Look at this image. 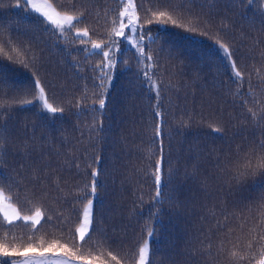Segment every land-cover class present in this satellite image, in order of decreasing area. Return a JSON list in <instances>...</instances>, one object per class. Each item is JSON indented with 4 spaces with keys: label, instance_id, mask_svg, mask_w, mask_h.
Segmentation results:
<instances>
[{
    "label": "trees",
    "instance_id": "16d2710c",
    "mask_svg": "<svg viewBox=\"0 0 264 264\" xmlns=\"http://www.w3.org/2000/svg\"><path fill=\"white\" fill-rule=\"evenodd\" d=\"M47 2L79 17L77 29H87L92 41L105 46L113 19L123 11L121 0ZM134 5L145 32L158 37L153 42L145 35L141 43L145 56L150 52L153 58L159 102L136 49L123 37L115 38L119 51L110 55L116 64L101 87L104 57L92 52L87 38L82 44L75 30L61 34L23 7V0H0V188L22 215L32 214L33 205L45 212L35 228L20 221L8 225L0 214V244L23 249L31 242L37 248L31 254L56 240L48 252L67 244L84 261L134 264L147 240L148 264H234L233 250L245 257L239 264H258L264 188L257 184L264 175L235 177L245 154L253 165L264 155L257 150L264 140V0H134ZM159 12L177 24H159L153 15ZM217 41L228 45L242 80L232 75ZM36 79L48 102L63 112L25 103L34 101ZM157 103L164 122L159 139ZM217 126L221 133L213 131ZM157 160L163 204L153 200ZM169 164L171 183L163 186ZM93 169L94 194L86 187ZM88 200L92 239L80 246L75 229Z\"/></svg>",
    "mask_w": 264,
    "mask_h": 264
},
{
    "label": "snow or ice",
    "instance_id": "6c2138e0",
    "mask_svg": "<svg viewBox=\"0 0 264 264\" xmlns=\"http://www.w3.org/2000/svg\"><path fill=\"white\" fill-rule=\"evenodd\" d=\"M249 4L253 3L254 0H248ZM121 3L123 5V11H121L117 18L113 19L112 24L113 27L111 28L109 34H108V43L105 46L101 42L92 41L91 37L89 36L88 30H79L77 29V23L79 22V17L74 15H69L67 13H61L56 11L53 8V5L51 3H48L47 0H23V7H25L28 11H35L40 16H42L45 19V22L48 24H51L54 26L56 30H59V32L62 34L66 30H75L76 37L80 39V42L86 43L87 41L84 38H87L88 41L91 42V49L92 52L98 53L101 56L104 57L103 67L100 69L102 72L101 77V87L104 86L107 78L108 81L111 79L110 69H113L116 64V60L113 55H110V53H116L119 51V43L120 41L115 39L116 37H123L124 40L128 41L135 49H136V55L138 58V62L142 65V74L146 81V84L149 86L150 90L154 91L155 93V99L157 102L160 100V87L154 80L152 76V56L149 52L147 56H145L144 46L141 43L145 39V35L148 36V39L151 41H155L158 39V37H153L150 34V30L146 33L143 27V24L139 23V16L136 14V12L133 10L134 0H121ZM17 6H20L19 4ZM83 15V13H81ZM157 17V22L161 25H164L168 23V21H171L173 25L177 24V21L172 18L171 15H169L167 12H159L158 14H153ZM264 15V13H262ZM166 19H161L165 18ZM126 18V22H125ZM74 21L76 23H74ZM148 23H152L151 20L148 21ZM264 23V21H262ZM182 27V25H180ZM128 29V35H125V29ZM192 31H195V29H191ZM217 45L224 54V57L228 60L229 65L232 69V75L238 80H242V74L236 67L235 60L232 59V52L229 49L227 44L220 43V41H217ZM88 51L87 49H85ZM145 59H147L148 63H144ZM34 90L33 96L34 101L29 100L25 101V103H33L35 102L37 105L41 107L42 111H47L51 114H56L58 112H63V108H57L54 107L53 104L48 102V98L45 94V87L41 84L39 79L34 80L33 84ZM99 109H103L105 107V99L103 98V94H101V98L98 100ZM255 115V114H253ZM155 116L158 120V123L154 129V137L159 139L162 135V129L161 124H163L162 120V114L160 111V105L157 103L156 109H155ZM210 127H212L210 125ZM102 130L101 127H94V132H99ZM213 131L216 133H221L223 129L221 127H214ZM94 138V137H93ZM162 144V141H161ZM4 147L3 143L0 142V150H2ZM257 150H264V140H261L257 145ZM162 152V148H161ZM250 154H245L244 156V162L242 165H240V170L236 173V179L239 180L241 177L246 176H256L258 173L264 175V155H260L256 157V164L253 165L252 159L249 158ZM96 158H94L95 160ZM161 161H156V167L155 170L152 172V176L154 179V183L156 185L155 190V196L153 197V200L158 204H163L164 197L161 194V187H162V173H161V167H160ZM91 167V165H89ZM77 167L79 165L77 164ZM172 169L170 164L167 167L166 172L164 173V180H163V186H167L171 183V177H172ZM92 180L90 184L86 185L87 188L90 189V192L94 194L96 192L97 188V180L96 177L98 176V172L93 169L92 173ZM10 179V178H8ZM258 187L264 188V183H258ZM91 206H92V200H88L87 204L85 205L83 212H82V222L79 224V226L75 229V232L78 237L79 245L83 246L87 244L91 239V235H89L91 225H92V217H91ZM158 213V210H157ZM0 214H2L3 221L8 224L12 225L15 221H20L22 223H27L31 227L35 228V226L41 225V221L45 220V212L42 210L41 206L33 205V211L32 214L22 215L21 210L18 209L14 203L11 201V197L6 196L4 194V189L0 188ZM51 217H48V220H50ZM47 222V221H45ZM38 230V229H37ZM149 238H152L154 236L153 231L148 232ZM255 241V237H252L247 242V247L251 248L253 242ZM260 253L261 258L258 261V264H264V234L260 235ZM41 244H43V240L40 241ZM59 244V241L54 240L51 244H49L47 247L44 248L43 251H40L38 255L34 256H28V252H36L37 248L33 246L31 242L27 245V247H24L21 249L18 246L9 247L7 244H0V264H76V261H82L85 259L84 256H77L75 252H73L72 248H69L67 244L59 245V248L57 249V252L54 256H46L45 252H48L52 248L56 247ZM76 245H74L75 247ZM210 247V245L208 246ZM63 253V255H60V253ZM154 256V252L152 253ZM149 255H150V247L149 242L146 240L143 242L142 246L138 249V259L134 261V264H148L149 261ZM231 258L234 262V264H239V260L244 259L245 257L241 255L239 251L233 250L231 252ZM14 256H20L23 257V259L15 260V259H9L5 260V257H14ZM109 256H111V259L113 261H117L116 256H113L111 253H109ZM90 264V261L88 262ZM117 264H120L119 261H117ZM132 264V262H130ZM153 264H155V261L153 260Z\"/></svg>",
    "mask_w": 264,
    "mask_h": 264
},
{
    "label": "rangeland",
    "instance_id": "374dc122",
    "mask_svg": "<svg viewBox=\"0 0 264 264\" xmlns=\"http://www.w3.org/2000/svg\"><path fill=\"white\" fill-rule=\"evenodd\" d=\"M134 10V9H133ZM125 21H126V18H125ZM125 31V30H124ZM91 211V209H90ZM39 253H31V254H27L28 256H34V255H38ZM56 254V252H45V255L46 256H54ZM60 255H63L62 253H60ZM20 259H23V257H21ZM20 259H17V260H20ZM89 261H76V264H88ZM90 264H95V263H91Z\"/></svg>",
    "mask_w": 264,
    "mask_h": 264
}]
</instances>
